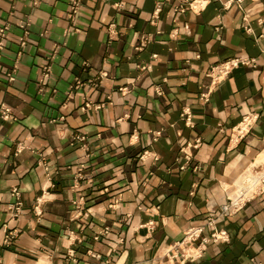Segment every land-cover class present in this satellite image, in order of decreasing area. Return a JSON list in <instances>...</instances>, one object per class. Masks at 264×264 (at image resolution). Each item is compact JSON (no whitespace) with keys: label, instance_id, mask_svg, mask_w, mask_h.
I'll use <instances>...</instances> for the list:
<instances>
[{"label":"crops","instance_id":"0c3cea01","mask_svg":"<svg viewBox=\"0 0 264 264\" xmlns=\"http://www.w3.org/2000/svg\"><path fill=\"white\" fill-rule=\"evenodd\" d=\"M74 1L0 0V264H264V186L170 256L264 160V0Z\"/></svg>","mask_w":264,"mask_h":264},{"label":"built area","instance_id":"2783aa9c","mask_svg":"<svg viewBox=\"0 0 264 264\" xmlns=\"http://www.w3.org/2000/svg\"><path fill=\"white\" fill-rule=\"evenodd\" d=\"M194 3V4H193ZM190 4H193V6H200L201 1L200 0H190ZM78 7V2L75 0L72 5V12H76ZM185 6L181 7L183 10ZM8 27L7 25L0 27V50L3 48L4 45V38L6 35ZM28 32L25 31V35ZM24 36L21 39V44L24 43ZM241 62H247V59H241ZM238 60H233V64H236ZM230 67V64L228 62L222 63L217 66L211 67V74L213 78L219 77L221 74H224L228 71V68ZM8 79H13L12 71L7 73ZM9 111L8 107H4L2 111V116L5 117L7 112ZM7 116V115H6ZM243 123H248L249 120L247 118H244ZM242 129V127H239ZM252 178V176H251ZM264 186V177L248 179L243 180L242 184L238 186L236 189L235 194L233 196L228 197L227 200L220 205L219 212L216 215H210L207 218V222L205 224L200 225H193L188 227L182 236V238L178 241H176L174 245V252L170 253L171 257H181V259H187V258H195L198 257L199 254L194 250L186 249V246H188L189 243H192L200 238L201 242H207V241H217V240H227L228 234L225 229L218 228L216 221L219 217L231 213L234 210L241 207L246 199H249L253 193L257 192L261 187ZM209 227L211 230L208 234H204L205 228ZM178 246H182L180 249H176Z\"/></svg>","mask_w":264,"mask_h":264},{"label":"rangeland","instance_id":"374dc122","mask_svg":"<svg viewBox=\"0 0 264 264\" xmlns=\"http://www.w3.org/2000/svg\"><path fill=\"white\" fill-rule=\"evenodd\" d=\"M260 162V164L258 165V166H256L257 164H255L254 165V167L252 168H250V169H246L247 170V174H249L248 176H247V178L248 179H250L251 178V176H252V178H260V177H264V160H261V161H259ZM258 163V162H257ZM245 170V169H244ZM242 181V180H241ZM240 186V185H239ZM195 242V241H194ZM194 242H192V243H189L188 244V246H186V248H192V247H190V246H192L193 245V243ZM189 250H191V249H188L187 251H189Z\"/></svg>","mask_w":264,"mask_h":264},{"label":"bare ground","instance_id":"6f19581e","mask_svg":"<svg viewBox=\"0 0 264 264\" xmlns=\"http://www.w3.org/2000/svg\"><path fill=\"white\" fill-rule=\"evenodd\" d=\"M247 124L246 123H244L243 124V126H241L242 127V129L246 126ZM262 156L264 157V150H263V153H262ZM246 173H248V172H246ZM244 175V174H243ZM247 176L248 175H246V176H244L245 177V179L247 178ZM250 179H252V178H250Z\"/></svg>","mask_w":264,"mask_h":264}]
</instances>
